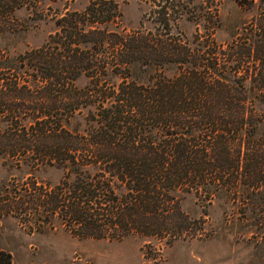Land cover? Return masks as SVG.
Returning <instances> with one entry per match:
<instances>
[{
  "label": "trees",
  "instance_id": "obj_1",
  "mask_svg": "<svg viewBox=\"0 0 264 264\" xmlns=\"http://www.w3.org/2000/svg\"><path fill=\"white\" fill-rule=\"evenodd\" d=\"M34 1L0 0V36ZM121 16L114 0H90L61 14L41 46L0 48V154L64 171L12 202L47 206L82 238L193 236L181 206L189 193L208 204L238 195L242 215L264 226V3L226 47L211 34L189 43L166 9L149 31L109 28ZM142 72L148 81L135 78ZM87 107L86 130H68L64 120Z\"/></svg>",
  "mask_w": 264,
  "mask_h": 264
},
{
  "label": "rangeland",
  "instance_id": "obj_2",
  "mask_svg": "<svg viewBox=\"0 0 264 264\" xmlns=\"http://www.w3.org/2000/svg\"><path fill=\"white\" fill-rule=\"evenodd\" d=\"M122 16L109 28L117 32L154 30L166 9L174 33L193 44L197 35L211 34L224 44L243 34L254 22L264 0H114ZM263 1V2H262ZM90 0H37L15 12L16 32L0 36V48L20 53L44 44L57 29V19L68 11H82ZM176 72L175 67L166 70ZM151 72L137 73L148 81ZM33 86L46 84L21 79ZM114 80H119L114 77ZM86 78L77 83L84 86ZM257 108L264 113V103ZM94 108L64 120L65 127L84 132ZM29 119V118H28ZM27 119V120H28ZM63 169H35L7 154H0V264H264V227L259 217L242 215L240 196L217 194L208 204L194 193L184 196L183 210L192 221L193 236L164 244L154 237L130 235L122 240L82 238L68 230L42 204L13 203L34 185L56 186ZM43 186V185H42ZM240 195V194H239ZM242 199V198H241ZM260 221V220H259ZM196 233V234H194Z\"/></svg>",
  "mask_w": 264,
  "mask_h": 264
}]
</instances>
